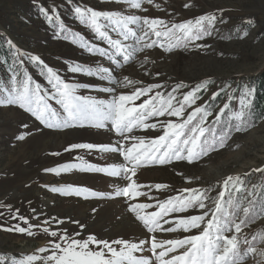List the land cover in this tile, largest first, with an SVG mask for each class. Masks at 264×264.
<instances>
[{"label": "rangeland", "instance_id": "374dc122", "mask_svg": "<svg viewBox=\"0 0 264 264\" xmlns=\"http://www.w3.org/2000/svg\"><path fill=\"white\" fill-rule=\"evenodd\" d=\"M155 4L161 7L157 9ZM185 4L190 7L185 8ZM76 7L100 12H120L128 16L161 18L169 27L173 23L194 21L205 14L217 16L210 36L195 41L187 48L175 47L172 51H165L158 43L155 47L138 53L136 60L125 65L123 70H116L120 79L128 76L141 82L137 87L160 84L162 87L158 90L166 93L171 91L175 84L183 81L188 88L181 89L182 93L201 81L210 80L207 91L200 93L201 99L197 101V106L209 101L212 108L210 111L215 115L224 102H229V93L237 91L241 95L246 88L254 89L256 81H264V0H154L152 5L143 3L141 9L129 7L124 0H0V49L9 56L3 58L0 53V86L10 87L12 68L17 56L16 49H19L25 54L20 57L24 61L22 71L26 70L32 80L41 85L42 93L50 96L52 86L46 74H42L41 66L28 59L29 55L39 56L66 82L82 85L83 87L77 89L78 95L97 100L112 99V93L102 91L105 87L115 86L109 81L101 80L98 75L69 71L72 65L91 69L113 67L107 57L89 53L86 48L81 47L82 41L102 48H107L108 45L106 41L100 40L90 27L81 23L75 12ZM42 9H46L50 15L55 13L58 19L54 18L50 22ZM221 19L223 23L220 22ZM248 20L254 23L249 25ZM54 21L58 25H55ZM101 22L106 23L103 20ZM61 24L64 25L63 31L59 27ZM108 31L113 38H117V34L111 31V26ZM151 39L156 37L152 36ZM8 40L12 41L16 49L10 47ZM161 42L165 46L169 43L166 38H161ZM171 42L175 43V40ZM195 44L206 47L197 48ZM145 57L147 63H143ZM115 87L117 94L134 90L133 87ZM221 89L223 91L220 92V98L223 103L214 105L215 100H210L211 94ZM144 98L146 97L136 103H141ZM48 102L58 111L61 110L55 100L49 98ZM229 103L236 107L234 111H237L240 108V97ZM212 116L208 118L209 121ZM166 119L169 117L150 118L147 122L155 123L157 120ZM161 134L162 129L158 126L156 129H134L130 135L149 140ZM20 136L24 138L19 139ZM117 142L125 147L136 143L131 140L123 141L111 130L110 124L104 128L90 124L83 127L47 128L16 105L0 106V225L4 228L14 227L16 224L26 228L29 225H39L31 229L33 236L0 229V256L5 258V264H12L13 260L19 261L29 254L40 257L50 255L52 247L49 241L63 246L64 241L59 237L65 234L80 240L93 234L97 239L109 242L118 239L138 242L146 239L151 234L146 232L128 208L129 204L134 202L149 203L153 207L146 211H155L157 201L176 196L182 189L209 186H212V190L208 195L215 199L221 190L217 182L228 175H241L249 188L258 186L259 182L264 185V173L254 171L264 168V116L247 131L234 130L224 148L209 153L199 161H172L167 165L140 167L133 180L144 185L139 191L145 195L135 200L115 195L118 188H123L129 183L123 175L114 177L82 168L58 173L45 171L69 164L107 167L125 163L122 155L101 152L96 148L66 151L72 144L100 145ZM197 177L199 179H196ZM155 184H166L168 188L157 190L155 187H148ZM66 185L86 188L89 193L81 196L62 195L50 190L53 186ZM260 191L261 189H258V195ZM90 192L105 195L91 196ZM212 199L206 201L209 207L212 206ZM16 210H19L18 214ZM201 211L189 209L183 213H172L166 217L170 223L164 224L161 221L162 229L175 227L174 223H171L173 217L198 215ZM13 216H16V219H13ZM20 216L26 217L27 223L19 219ZM45 221L48 223L45 224ZM73 221H78L79 225L84 227ZM44 227L49 229V233L56 231L57 236L52 237L44 233ZM260 232H264V215L258 216L253 223L244 227L240 239L243 241L246 236L251 241L252 236ZM77 233L79 235H76ZM195 234L197 230L185 232L182 229L174 232L160 230L155 233L158 241L181 239ZM254 246L264 248V243L257 240ZM40 247H45L48 251H36ZM90 248L98 250L96 245H90ZM184 250L179 249L173 254ZM144 255H151L147 247ZM260 259L259 256L249 255L244 264H257ZM32 264H42V261H34Z\"/></svg>", "mask_w": 264, "mask_h": 264}, {"label": "snow or ice", "instance_id": "6c2138e0", "mask_svg": "<svg viewBox=\"0 0 264 264\" xmlns=\"http://www.w3.org/2000/svg\"><path fill=\"white\" fill-rule=\"evenodd\" d=\"M129 7L141 9L143 3L152 5L154 0H124ZM159 9L161 6L155 4ZM190 7L189 4L184 5ZM46 18L51 22L55 13L49 14L46 9H42ZM75 12L84 23L90 27L100 40L106 41L108 47L102 48L90 45L87 41L81 42V47L86 48L89 53H98L102 57H107L113 67H97L95 69L86 68L81 65H72L69 71L78 73L85 72L87 75H98L101 80L109 81L112 85L120 88L133 87L130 93L123 91L117 94V87H105L104 92L112 93L111 100H97L91 97H83L77 94V89L83 87L66 82L54 69L44 63L39 56L29 55L28 59L41 66L42 74H46L53 91L50 96L42 93L41 85L35 83L26 70H23V59L25 55L16 49L11 40L7 43L11 48L16 49L17 56L12 68L10 87L0 86V106L16 105L24 111L30 113L37 121L47 128H70L83 127L85 124L93 125L97 128H104L110 124L111 130L118 134L123 141H136L131 147H125L120 142L116 144H92L81 143L72 144L69 149H99L101 152L117 153L123 156L125 163L111 164L107 167H99L92 164L63 165L59 168L45 169L46 172L68 171L72 168H82V170L107 173L114 177L124 176L129 183L123 188H118L115 195L125 196L129 199L145 195L139 191L144 185L137 184L133 180L137 170L145 165H167L172 161H187L189 163L199 161L209 153L222 149L230 139V132L247 131L251 127L249 116L255 94V89H244L240 95V108L238 111H231L230 103L225 102L216 112L214 119L209 122L208 118L213 115L210 111L209 101L197 106V101L201 99L200 93L207 91L210 80L197 83L190 90L180 92L181 89L188 88L183 81L175 84L171 91H159L160 84H149L146 87H137L141 83L130 79L128 76L118 78L116 70H123L136 60L138 53H143L145 49H151L158 43L165 51H172L175 47H185L194 44L195 41L211 35V27L217 22L215 14H205L197 17L194 21L187 20L179 24H171L169 27L161 18L140 17L135 15H123L120 12H100L90 8L76 7ZM101 20L106 23H102ZM221 23L224 21L221 19ZM249 25L253 24L248 20ZM117 34V38L108 31ZM134 26V27H132ZM60 29L64 30L61 24ZM79 35V34H75ZM247 35V31L244 32ZM154 36L156 39H151ZM161 38H166L169 43L165 46ZM175 43H172V40ZM128 41H132L128 43ZM197 48L206 45L195 44ZM147 57L143 63H147ZM159 75V73H157ZM157 89V91H153ZM220 91L213 92L210 100L214 101ZM143 99L141 103L136 101ZM55 100L60 106V111L53 107L48 100ZM233 99L228 94V101ZM191 109V111H187ZM229 115L228 128L218 132L216 125H220L225 115ZM169 117L165 121L157 120L155 123H148L150 118ZM175 117L176 119H171ZM162 129V134L145 140L143 137L130 135L134 129ZM20 136L19 139H23ZM130 165V166H129ZM254 171L264 173V168H257ZM131 174V175H129ZM182 175V174H181ZM190 180L191 178H186ZM196 179H199L197 177ZM221 190L215 199L208 193L212 186L208 188H185L176 196H170L164 201H157L155 211H146L153 207L149 203H131L128 208L135 218L142 224L148 234L146 239L138 242L118 239L114 241L99 240L95 235L90 234L87 239L80 240L62 235L60 243L51 244L50 255L43 257L29 254L23 259L13 260L12 264H32L34 261H42V264H244L249 255L259 256L261 259L257 264H264V248L254 246V242L259 240L264 243V232L252 236L249 241L245 236L243 241L242 229L248 226L254 219L264 215V191L258 195L257 186L247 187L241 175H228L222 181L217 182ZM47 187V186H46ZM157 190L166 189V184H155ZM54 193L62 195L81 196L89 193V190L71 185L51 187ZM91 196H104V193L90 192ZM212 199V206L206 203ZM10 207V206H9ZM189 209H200L201 214L189 216L173 217L171 223L175 227L162 229V223H170L166 217L172 213H183ZM95 211V210H93ZM17 214L19 210H16ZM16 219V216L12 217ZM19 219L27 223V218L20 216ZM62 223V221H58ZM48 222L45 221V224ZM79 225L78 221H73ZM84 227V225H79ZM33 227L39 225H29L21 227L16 224L14 227L0 229L8 232L26 233L33 236ZM182 229L185 232L197 230L195 235H187L181 239L158 241L155 233L160 230L174 232ZM44 233L52 237L57 236L56 231H51L44 227ZM231 233V235H229ZM76 235H79L78 233ZM242 244L244 247L242 248ZM90 245H96L98 250H92ZM118 245L119 247H114ZM151 255H144L145 249ZM179 249H185L179 254H173ZM36 251L45 253V247H40ZM0 264H5V258L0 256Z\"/></svg>", "mask_w": 264, "mask_h": 264}, {"label": "trees", "instance_id": "16d2710c", "mask_svg": "<svg viewBox=\"0 0 264 264\" xmlns=\"http://www.w3.org/2000/svg\"><path fill=\"white\" fill-rule=\"evenodd\" d=\"M53 23L55 25H58L56 21H54ZM0 53H1V55H2L3 58H8L9 57L8 55L4 54L1 49H0ZM254 84L255 85L253 87L255 89V94H254V99H253V104H252V109H251V115L249 116V122L251 124V127L254 126V125H256V124H258L259 121H260V119L264 116V94H263L264 81L258 80ZM231 95H232L233 99L231 101H229V102H232L234 100V98H236V97H240V94L237 91L232 92ZM220 101H222V98H220V95H219L215 99V101L213 103H214V105H218L220 103H223V101L222 102H220ZM223 104L221 105V107L223 106ZM211 109L212 108H210L209 110H211ZM230 109H231V111H234L236 109V107H234L232 104H230ZM216 112H215V114H216ZM230 114H231V112H229L228 115H225V117L223 118V120H222V122H221L220 125H216V128H217L218 132L220 130H223V129L228 128L229 123H232V124H235L236 123V121H234V120L233 121H229V115ZM214 117H215V115H213L211 117L212 119L209 122H211L214 119ZM233 131L234 130H232L230 132V134ZM257 185H258L257 186L258 189H261V191L264 190V185L261 184V182H259ZM254 220L251 223H253Z\"/></svg>", "mask_w": 264, "mask_h": 264}]
</instances>
